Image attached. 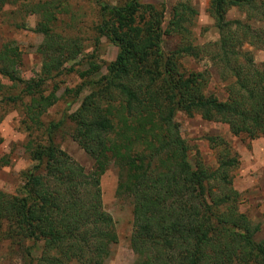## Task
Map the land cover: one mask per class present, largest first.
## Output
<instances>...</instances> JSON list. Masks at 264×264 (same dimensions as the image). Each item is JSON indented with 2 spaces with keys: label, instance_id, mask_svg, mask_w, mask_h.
I'll list each match as a JSON object with an SVG mask.
<instances>
[{
  "label": "trees",
  "instance_id": "obj_1",
  "mask_svg": "<svg viewBox=\"0 0 264 264\" xmlns=\"http://www.w3.org/2000/svg\"><path fill=\"white\" fill-rule=\"evenodd\" d=\"M94 1L92 44L104 37L116 53L101 74L92 54L83 60L76 70L81 80L65 93L72 102L85 93L57 121L43 124L40 117L57 99L52 80L72 70L64 64L81 52L80 39L62 38L43 49L39 71L29 79L19 75L20 54L0 49V76L18 88L0 101L19 106L23 148L32 162L19 194L0 191V239H9L21 264H106L116 235L105 228L111 218L101 206L99 178L112 164L115 192L131 203V264H264V240L255 238L259 223L239 211L240 193L232 187L236 153L222 137L206 136L216 166L196 157L191 164L175 121L181 112L223 123L232 135L264 133V62L255 63L244 49L264 50V0H210L217 39L206 44L193 42L196 11L187 1L173 4L166 21L163 2ZM46 3L0 0V12L8 4L37 13L32 31L48 33L53 11ZM232 7L242 19L226 17ZM163 35L178 37L172 50L162 49ZM184 56L210 60L224 85L223 100L205 92L209 73L187 70ZM64 126L93 160L89 172L54 142Z\"/></svg>",
  "mask_w": 264,
  "mask_h": 264
},
{
  "label": "rangeland",
  "instance_id": "obj_2",
  "mask_svg": "<svg viewBox=\"0 0 264 264\" xmlns=\"http://www.w3.org/2000/svg\"><path fill=\"white\" fill-rule=\"evenodd\" d=\"M35 1V0H34ZM43 1V0H40ZM53 11V20L48 24V33L32 31L35 23L40 20L37 13H26L18 10L17 5L5 4L0 12V49L7 48L17 51L21 60L18 66L22 79L34 78L39 71L41 52L49 48L62 38H79L83 48L78 56L64 64L65 68L72 66V70L63 71L52 81L56 84L57 97L40 117L43 124L57 121L63 114L74 110L85 91H82L77 100L72 102V96L65 93V89L72 88L81 78L76 70L84 68L87 56L100 65V74L104 72V64L113 60L116 47L100 37L96 45L92 40L96 35L94 25L98 22V6L94 0H44ZM109 4H122L126 0H101ZM143 2L159 5L164 3V20L169 17L170 7L177 1H187L196 11L193 19L194 43H212L217 39V33L212 27V20L207 13L210 0H142ZM54 4L57 5L55 10ZM13 11V12H12ZM228 19H242L243 13L235 8L227 11ZM178 42L175 35H163L162 49L172 50ZM244 49L251 52L253 61L257 64L264 62V50L250 45ZM182 65L187 70H206L209 73L206 93L214 94L218 100L225 98L222 81L219 80L215 69L207 58H181ZM52 81L46 82V89L50 90ZM3 85L0 98L8 94H15L18 88L10 81L0 76ZM67 102L69 107L67 108ZM21 111L18 105L0 101V191L6 194H19L23 182L22 173L26 171L31 160L24 151L26 135L21 125ZM175 121L181 137L189 146L188 158L191 164L196 157L205 165L215 167L213 149L209 146L206 136H220L233 150L238 158V165L231 170L232 187L240 193L239 211L245 213L252 221L259 223V231L255 234L256 240H264V133L248 139L244 135H232L227 126L217 121H205L198 115L188 117L177 112ZM35 138V137H34ZM54 142L65 151L74 161L82 166L85 172L92 168L93 160L69 136L66 126L54 135ZM116 170L112 164L104 170L99 178L100 200L102 209L110 215L111 222L105 228L113 230L116 240L110 246V256L106 264H131L135 254L128 245L131 233V203L124 195H117ZM2 224L4 222L2 221ZM16 250V247H14ZM36 255V252H34ZM19 256L13 253V245L9 239H0V264H21Z\"/></svg>",
  "mask_w": 264,
  "mask_h": 264
}]
</instances>
